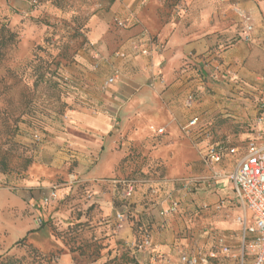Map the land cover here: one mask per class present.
I'll return each mask as SVG.
<instances>
[{
	"label": "crops",
	"instance_id": "crops-1",
	"mask_svg": "<svg viewBox=\"0 0 264 264\" xmlns=\"http://www.w3.org/2000/svg\"><path fill=\"white\" fill-rule=\"evenodd\" d=\"M89 27L87 49L61 67L71 107L59 116L58 129L33 150L32 165L0 186V228H8L0 255L64 214L50 207L57 200L41 204L44 188L59 186L60 199L82 185L94 204L93 221L107 228V241L132 248L139 264H182L184 251L218 252V239L229 253L218 252L210 264H238L241 224L234 241L223 221L216 227L225 232L213 237L200 229L189 236L186 227L193 224L189 216L196 206L230 192L239 202L227 174L249 140L264 142V122H258L264 116V0H113L105 17L94 16ZM109 78L113 82L107 83ZM189 94L194 100L187 103ZM192 118L197 125L186 133L182 127ZM224 124L233 126L232 133ZM233 136L244 139L242 148L225 142ZM209 144L237 148L214 165L221 177L208 181V167L206 175L184 176L190 167L174 166L190 162ZM135 146L140 158L165 163L166 175L139 182L125 198L113 178L130 173L126 155ZM70 174L77 184L69 185ZM190 178L203 181L194 186L181 181ZM127 203L149 225L148 247H133L128 219L116 222ZM62 248L55 259L70 264L72 253Z\"/></svg>",
	"mask_w": 264,
	"mask_h": 264
},
{
	"label": "rangeland",
	"instance_id": "rangeland-1",
	"mask_svg": "<svg viewBox=\"0 0 264 264\" xmlns=\"http://www.w3.org/2000/svg\"><path fill=\"white\" fill-rule=\"evenodd\" d=\"M111 1L0 0V17L7 21L18 36V42L6 51L5 58L0 63L1 173H20L26 170L27 161L40 141L58 129L60 116L58 97L62 100L64 96L48 82L42 81L33 87L35 78L30 76L31 69L25 66L26 61L30 60L33 54L46 58L47 53L55 56L65 51L68 59L57 57L61 67L71 63L79 51L88 47L87 34L91 19L94 16L105 17ZM37 46H41L42 49H37ZM6 68L19 72L23 70L24 78H10L5 71ZM63 77L67 78L65 75ZM28 100L30 103L26 106ZM224 125L232 133L233 126ZM243 140L233 136L225 142L241 145L244 143ZM240 147L242 148V145ZM140 150L135 146L130 148L126 155L129 157L126 160L130 169L128 174L146 172L152 178L165 176L167 165L146 155L140 158L142 155ZM174 166L190 167V171L184 173V176H201L208 173L198 153L190 162L177 163ZM3 181V185H6L7 180ZM228 188H231V184ZM87 195L85 186L81 188L78 186L74 191L62 193L60 199L50 207L55 211L64 210V214L58 218H51L47 226L44 225L31 237L17 242L11 253L0 255V260L11 258L20 259V264H62L55 258L60 254L59 248L63 245L67 250H74L70 264H90L95 257L99 264H134L128 262L129 251L126 250V255L122 256L124 248L108 243L106 226L93 221L95 208ZM244 215L243 206L230 192V195L215 203L196 206L195 211L189 216L193 224L186 227L188 235L190 236L195 229L205 230L212 237L221 234L225 231L216 227V222L223 221V224L228 226L225 227L226 232L232 231L234 241L238 239L239 218ZM2 222L0 219V225ZM0 229L1 235L3 234L0 236L2 244L6 237L4 229L8 228L2 226ZM213 250L216 251V247Z\"/></svg>",
	"mask_w": 264,
	"mask_h": 264
},
{
	"label": "built area",
	"instance_id": "built-area-1",
	"mask_svg": "<svg viewBox=\"0 0 264 264\" xmlns=\"http://www.w3.org/2000/svg\"><path fill=\"white\" fill-rule=\"evenodd\" d=\"M244 20L248 17L242 15ZM118 25H122L118 22ZM246 29L250 30L251 25L247 24ZM143 54L147 53L146 49L141 50ZM113 78H109L107 83L113 82ZM194 100V96L189 94L186 98L187 103ZM197 118L190 119L182 130L186 133L191 132V129L197 125ZM258 122H264V116L258 118ZM158 133H163V129L159 128ZM199 134V132H198ZM237 152L236 147H228L220 144H209L199 150V155L206 167L211 170V175L208 181H213L222 176V174L214 170L216 165L223 157L227 155H234ZM230 178L235 194L245 209L250 214L248 220L246 214L239 218V223L242 226L243 232V246L239 255L238 264H264V142L259 143L255 140H249L245 146L244 154L240 157L235 167L227 174ZM3 177L0 176V186L3 185ZM148 179L141 180H125L114 179L115 185L120 184L123 189H120L126 197H129L133 192L136 184L139 182H147ZM185 185H197L201 181L199 178H190L181 180ZM206 181V180H205ZM69 185L77 184L78 180L74 175L68 176ZM57 185H51L42 190L41 204L48 206L58 199ZM88 193L87 198H90ZM130 204H126V213L119 212L115 219L117 224L127 220V210ZM175 207H171L169 211H174ZM163 213H167L166 211ZM40 225L41 220H37ZM150 230V229H149ZM218 252L221 254H228V246L218 239L216 242ZM150 245V232L144 234L138 249H143ZM214 251L206 252L204 250H197L196 252H182L179 259L182 264H210L211 259L217 258V253Z\"/></svg>",
	"mask_w": 264,
	"mask_h": 264
},
{
	"label": "trees",
	"instance_id": "trees-1",
	"mask_svg": "<svg viewBox=\"0 0 264 264\" xmlns=\"http://www.w3.org/2000/svg\"><path fill=\"white\" fill-rule=\"evenodd\" d=\"M112 1H111V3H112ZM17 42H18V36H17L16 32H14L9 27L7 21H5L3 18L0 17V63L3 62L5 55H6V51L9 48L16 45ZM36 48L42 49L41 46H37ZM33 55L34 56L30 60L26 61V63H25V66H29L31 69L30 76L35 78L34 83H33V87L37 86V84L39 82L44 81L46 83L48 82V84L52 88H54L58 92L62 93L65 99L62 98V100H60V98L58 97V101H59L58 113L60 115H63L71 106L67 101V96H68L67 93H68L69 87L67 84V80L60 73L61 72V62L58 58L68 59L69 56L65 51L59 52L55 56H51L50 54L47 53L46 58L39 56L37 54H33ZM5 71L10 78H24V71L23 70H21L19 72L18 70H14V69L12 70L10 68H6ZM10 87L11 86H9V88ZM29 103H30V100H28V102H26V106H28ZM128 159H129V157L126 156V160H128ZM124 160H125V158H124ZM27 162H28V166H30V164H32V162H33L32 154L29 157V160ZM28 166H27V168H28ZM11 174H16V173H11ZM11 174L0 172V176H2L4 180H7L8 176H10ZM149 178H151V177H150V175H148V173L139 172V173L134 174V175L127 174L126 176H122L119 178L115 177L113 179L141 180V179H149ZM81 186L82 185H79L80 188H81ZM82 187H84V186H82ZM116 187L118 189L124 188L120 184L116 185ZM151 188H153V185H150V187L148 189L150 190ZM130 207H131V205H130ZM127 219H128V221L131 222V226H132L133 233L135 236V243H134L133 247L138 249L144 234L150 232L149 225L146 223V221L142 220V218H140V216H138L135 213L134 208H129L127 210ZM25 238L26 237H23L20 240H18L17 242L24 240ZM108 238H109V235L107 234L106 240H108ZM114 245L120 246L121 248H124L123 249L124 252L122 253V256L126 255V250L129 251L130 256H129V258H127L128 262L134 263V264H139L138 261L136 260L135 256H134V253H132L133 252L132 248H130L129 246L125 247L122 244H120L119 242H116ZM69 251L71 253H73L74 250L71 249ZM95 258H97V257H95ZM95 258H93L92 263L99 264V262L96 261ZM20 261H21L20 259L12 260L11 258H7L4 260L3 259L0 260V264H20Z\"/></svg>",
	"mask_w": 264,
	"mask_h": 264
}]
</instances>
